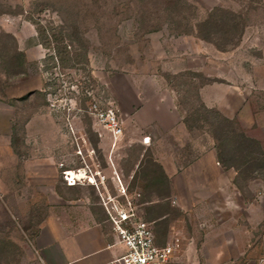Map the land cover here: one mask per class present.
<instances>
[{"label":"rangeland","instance_id":"obj_1","mask_svg":"<svg viewBox=\"0 0 264 264\" xmlns=\"http://www.w3.org/2000/svg\"><path fill=\"white\" fill-rule=\"evenodd\" d=\"M28 75L11 129L33 180L0 188V264H31L74 200L107 217L112 166L156 243L178 240L169 264L264 261V0H0L1 96Z\"/></svg>","mask_w":264,"mask_h":264},{"label":"crops","instance_id":"obj_2","mask_svg":"<svg viewBox=\"0 0 264 264\" xmlns=\"http://www.w3.org/2000/svg\"><path fill=\"white\" fill-rule=\"evenodd\" d=\"M32 79L33 76L28 75L12 82L4 90L9 99L0 94V188L17 186L18 181L26 186L33 180V164L22 156L27 148V134L20 138L18 146L19 134L11 129L14 107L10 99L41 88V81L33 83ZM41 165L37 170H42ZM112 168L115 170L114 166ZM109 169L102 172L111 177L104 172ZM38 175L42 179V174ZM96 181L98 187L106 185L105 179L101 181L96 177ZM71 208V213L63 210L39 225L34 240L26 247L27 260L31 264H112L123 247L106 216L98 218L87 198L74 200Z\"/></svg>","mask_w":264,"mask_h":264},{"label":"built area","instance_id":"obj_3","mask_svg":"<svg viewBox=\"0 0 264 264\" xmlns=\"http://www.w3.org/2000/svg\"><path fill=\"white\" fill-rule=\"evenodd\" d=\"M99 117L102 118L113 136L120 135L121 128L118 127L115 115L100 113ZM77 153L81 154V151ZM81 170L85 175L83 178L70 174V171L78 173ZM94 174L98 175V172L92 173L89 166L76 170L67 169L63 171V179L68 186H74L81 182L94 184ZM111 183L115 187L116 193L111 194L106 190L105 195L101 198L102 205L107 214V221L110 223L117 241L123 247L122 253L114 258L112 264H169L173 251L179 247L178 240L158 245L151 223L144 220L139 213L136 200L140 194L135 193L132 198L128 193L125 181L115 170L114 176L111 177Z\"/></svg>","mask_w":264,"mask_h":264},{"label":"bare ground","instance_id":"obj_4","mask_svg":"<svg viewBox=\"0 0 264 264\" xmlns=\"http://www.w3.org/2000/svg\"><path fill=\"white\" fill-rule=\"evenodd\" d=\"M70 174H72V176H77L78 178H83L85 176L84 172L82 170L80 172H78V173L70 171Z\"/></svg>","mask_w":264,"mask_h":264}]
</instances>
